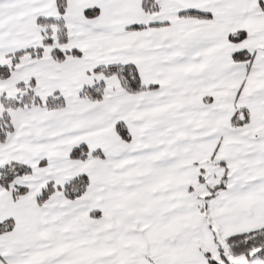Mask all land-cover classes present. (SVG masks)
<instances>
[{
	"label": "snow or ice",
	"instance_id": "6c2138e0",
	"mask_svg": "<svg viewBox=\"0 0 264 264\" xmlns=\"http://www.w3.org/2000/svg\"><path fill=\"white\" fill-rule=\"evenodd\" d=\"M0 264H264V0H0Z\"/></svg>",
	"mask_w": 264,
	"mask_h": 264
}]
</instances>
